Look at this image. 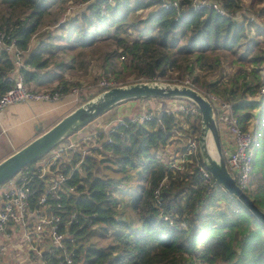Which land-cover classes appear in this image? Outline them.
<instances>
[{
	"label": "trees",
	"instance_id": "16d2710c",
	"mask_svg": "<svg viewBox=\"0 0 264 264\" xmlns=\"http://www.w3.org/2000/svg\"><path fill=\"white\" fill-rule=\"evenodd\" d=\"M63 1L0 0V9L8 14L0 23V32L12 36L18 49L28 51L50 8ZM82 1L88 0H76L79 5ZM103 1L89 2L68 19L65 41L73 48H87L107 36L115 49L105 57L106 73H121L109 61L125 54L130 61L124 69L137 81L156 76L169 81L188 75L197 90L229 104L243 131H260L251 189L245 194L264 212V98L259 94L264 85V0H213L226 16L202 9L188 11L178 20L174 9H159L156 2L144 0L135 4L117 0L114 6L107 5L102 16ZM190 1L181 0V5ZM149 8L153 10L143 20L128 23V15ZM238 12L242 20L235 22L232 16ZM121 27L124 31L135 28L142 40L130 42L121 36L126 34L120 33ZM47 45L41 41L18 69L29 87L41 89L47 84L45 79L50 76L44 71L51 59ZM57 47L63 50L67 46ZM223 61L235 67L231 75L222 72ZM57 66L63 68L64 64ZM14 70L11 57L0 49V94L12 87ZM216 71L219 77L214 81L202 75ZM55 76V83L49 79L55 87L47 91L66 94L70 84L62 75ZM256 111L259 116L255 123ZM157 120L145 124L127 121L108 134L96 135L94 142L101 148H90V154L73 172L70 183L77 187V195L62 199L60 214L63 221L75 214L68 229L74 264H195L196 260L206 264H264V227L221 187L209 191L203 185L196 165V160L203 164L199 153L182 170L164 169L158 150L177 142L172 140L177 129L198 134L200 116L184 124L187 128L180 126L173 114L161 113ZM80 157V153L72 156L73 167ZM103 163L107 165L102 168L118 176H97ZM164 179L158 197L163 208L158 211L154 191ZM161 216H169L172 225ZM103 240L109 241L108 245L101 246Z\"/></svg>",
	"mask_w": 264,
	"mask_h": 264
},
{
	"label": "built area",
	"instance_id": "2783aa9c",
	"mask_svg": "<svg viewBox=\"0 0 264 264\" xmlns=\"http://www.w3.org/2000/svg\"><path fill=\"white\" fill-rule=\"evenodd\" d=\"M92 1L94 0L82 1L81 4L87 5ZM115 1L117 0H104L102 2L100 7L102 16L105 15L107 5L114 6ZM129 1L135 4L143 0ZM144 1L156 2L159 9H174L177 12L176 20L182 18V15L187 14L188 11H198L202 9H208L220 16H226V12L221 8L220 4L213 0H191L188 5L183 6L181 5V0ZM244 13L246 14L245 11ZM241 14V12L235 13L232 16L233 21H241ZM247 17L250 21L253 20L252 16L248 15ZM0 49L7 52L14 62L16 69L22 66L23 54L27 51L18 49L13 37L6 32H0ZM119 59L123 62L125 56H120ZM123 63L127 65L125 62ZM12 80V87L0 94V113L10 106L25 102L52 104L66 99L76 104L82 97H87L86 94L91 88L72 89L71 92L61 94V92L33 89L24 83L21 74L15 78L12 77ZM157 80H160V78H153L148 81ZM172 83L183 84L195 88L189 76L175 78ZM98 85L97 87L102 89L116 86L115 82L106 79H103ZM259 94L264 98V85L261 87ZM206 97L214 107L218 126L222 125L232 137L233 148L230 151H224L223 156L236 185L245 193V190L249 191L251 189L253 162L255 159L256 144L258 142L257 135L255 132L253 134L250 130L243 131L240 128L239 120L233 113L229 104L211 94H207ZM173 100L179 102L176 109L163 111L160 112V114L166 113L168 115L173 114L175 117L188 116L192 118L200 116L197 107L190 101L181 99ZM160 114L153 110H147L134 118L119 119L113 126H110L105 133L108 134V132L114 131L119 125H127V121L138 124L152 122L153 120H157ZM160 129H163L161 124ZM173 133L172 140L177 141V144L180 145L179 150L171 153L166 161L161 159L166 171L173 169L182 170L184 164L191 162V158L197 157L198 154L197 138L191 137L187 133H182L178 129ZM72 136L56 146L53 149L54 153L40 161L38 160V164L36 162L31 169L19 172L0 187V234L6 235L11 229L17 228V226L22 227L25 244L31 246V250L34 252V260H39L42 264H74V247L70 248V246H68V243H73V240L68 233V229L72 223V219H75V214H72L71 219L68 221H63V217L60 214L63 212L61 201L63 198L67 199L77 195V187L71 184L70 181L73 172L79 169L82 158L89 154L88 150L90 148L82 154L75 151V143L71 139ZM107 141L111 142L110 139H107ZM182 148H184V150H182ZM77 153H80L81 157L77 165L73 167L71 159L72 156ZM158 153L161 155L160 152ZM67 154L70 156L69 163H65ZM161 156L163 157V154ZM67 165L71 167L69 171L66 169ZM196 165L203 185L208 186L209 191L214 190L218 185L205 166L198 160H196ZM165 181L166 179H164L154 191L156 199L154 206L158 211H162L163 208L158 197ZM161 217L164 221H168L169 224L172 225V220L169 216ZM41 244L48 247L44 250L43 247L41 248ZM2 249L1 247V250Z\"/></svg>",
	"mask_w": 264,
	"mask_h": 264
},
{
	"label": "water",
	"instance_id": "95a60500",
	"mask_svg": "<svg viewBox=\"0 0 264 264\" xmlns=\"http://www.w3.org/2000/svg\"><path fill=\"white\" fill-rule=\"evenodd\" d=\"M141 99H181L193 103L200 114L198 153L215 183L236 198L264 227V212L236 185L220 143L216 113L204 93L196 88L165 81H138L103 90L82 102L49 129L0 161V187L23 168L35 164L68 137L110 109ZM192 130L190 134H192ZM211 146V148H210Z\"/></svg>",
	"mask_w": 264,
	"mask_h": 264
},
{
	"label": "rangeland",
	"instance_id": "374dc122",
	"mask_svg": "<svg viewBox=\"0 0 264 264\" xmlns=\"http://www.w3.org/2000/svg\"><path fill=\"white\" fill-rule=\"evenodd\" d=\"M87 5H82L80 3V5L76 2V0H64L63 2H59L56 5L54 4L51 8H50V12L49 14L46 16L43 24L40 26L38 32L36 33L35 37L31 40L30 44H29V49L27 52H25L23 54V60L27 57L28 53H30V51L32 52L36 46L43 41L44 44L48 43L49 45H47V51L51 52V59L49 61V67L47 68V70H45L44 72L49 73V76L47 79H45V81L47 82V84H45L44 86H42L41 89L39 88H34L33 89H37L40 91H47L48 89L51 90L52 88H54L55 86L51 84V81L49 82V79L55 83L56 82V77L55 74H60L63 76L64 80L67 81V84H70L68 89V92H71L72 89H85L87 87H91L90 91L86 94V98L82 97L80 101H78L76 104H72V106L70 107V109L75 108L77 105H79L80 103L92 98L93 96H95L96 94H98L101 90H103L102 88H99L97 86H99L98 84L103 80H112L113 82H115L116 86L122 85V84H128V83H134L135 81L138 82L136 80L135 77L131 76L128 74V72L125 71V65L123 62L127 63V65L129 64L130 61V57L128 55H125V60L122 62L120 61L119 57L118 59H114L112 58L109 63H112L113 68L117 71L120 72L124 70V72L117 74L116 76H113L109 73H106V70L104 69V60L106 55H108V53L110 54L111 50L115 49V43L113 41H111L110 39H107V36H102L100 37L93 46L87 47V48H73L71 45L72 43H68L65 41V36L67 35L66 33V28L68 26H66V22L68 21V19L70 17L73 16V14H77L79 11L82 10V8H84ZM153 10V8H149L147 10H143V11H139L136 12L134 15L130 14L127 17L128 23H133L135 24L136 22H139L141 20H143L147 14ZM8 16L7 12L4 11V9L1 7L0 9V23L2 22V20L4 18H6ZM261 22L264 24V19L261 20ZM138 29V28H137ZM113 32V31H111ZM122 32H126V34H122V37H127L128 40L130 42L133 41H139L142 40V37L140 35H138V33H136L135 28H127L126 31H124V28L121 27V31ZM50 36V37H49ZM57 46H67L65 48H63V50L61 49V47H57ZM71 46V47H70ZM119 53L121 50H118ZM122 54L120 53L118 56H121ZM67 64L69 67H58L57 64ZM222 69H223V73L227 74V75H231L233 70L235 69V67L230 65V62L227 61H223L222 62ZM53 74L52 76L50 74ZM128 74V76H127ZM202 75H204L207 79V81H214L219 77V72H204L202 73ZM174 76V75H173ZM188 76V75H187ZM190 77V76H189ZM156 79L160 78L159 76L154 77ZM191 78V77H190ZM169 81H165V82H170L172 83L173 79H169ZM171 80V81H170ZM142 81V80H141ZM157 81H164V80H157ZM47 87V88H46ZM101 89V90H100ZM158 100V99H157ZM137 104V103H135ZM147 107L149 108H159L158 103L156 101H152V102H148ZM130 106L133 107V104H130ZM138 105L136 107V110L133 112H129L128 114H125L126 116H130L132 118H134L135 116H139L138 114ZM263 108V107H262ZM111 114V112L109 113ZM138 114V115H136ZM108 116V115H107ZM107 116L105 117H97L99 119V121L90 123L88 125V129H95V131H91L92 132H96L94 135H91L89 137H83L82 135H79L80 131H77L76 133H74V136L71 137V139L73 140V142L75 143V148L74 150L77 152H80L81 154L83 152H86V150H88L89 148H101V144L100 143H95L94 142V136H96L97 134H100V132L102 134H106L105 131H107L110 126H113L116 122L112 123V119H107ZM110 116V115H109ZM179 118H181L183 123L187 122V117L185 116H179ZM117 120V119H116ZM193 118H190V121H192ZM107 121L108 124H107ZM87 128H85L83 130V132H88ZM250 131L253 132L254 134V130L251 128L249 129ZM43 131V130H42ZM259 134L256 133L257 138L258 135H260V131L258 130ZM40 133V132H39ZM191 137H198V134H190V132L188 133ZM38 136V134H36ZM224 136L222 134L221 137V141L222 143H224ZM52 153H54V150L51 151L48 155L42 157L40 160L44 159L45 157L51 155ZM88 154V153H87ZM90 154V153H89ZM160 154L163 156L165 154H169L168 152H160ZM99 159L105 158V155L102 156H97ZM165 158V156H164ZM164 158H161L163 161H166ZM39 160V161H40ZM70 156L69 154H67V160L65 161V163H69L70 161ZM38 161V162H39ZM37 162V164H38ZM106 163H103L101 168L106 166ZM109 170V169H108ZM111 171V170H109ZM97 176L100 177H107V176H118L115 173L111 172H107V170H105L104 168L101 169V171L99 170V172L96 173ZM245 192L247 193L248 190H245ZM96 240V239H95ZM109 241L107 240H103L101 241V246H106L108 245ZM28 252L30 251V249H28ZM195 264H206L203 262H199V260H196ZM210 264H221L215 261H211Z\"/></svg>",
	"mask_w": 264,
	"mask_h": 264
},
{
	"label": "crops",
	"instance_id": "0c3cea01",
	"mask_svg": "<svg viewBox=\"0 0 264 264\" xmlns=\"http://www.w3.org/2000/svg\"><path fill=\"white\" fill-rule=\"evenodd\" d=\"M66 66L69 67L67 64H64L63 68ZM19 74L20 73L18 72V69L15 68L11 77L15 78L19 76ZM152 101H156L159 108L156 109L147 107L146 104ZM178 103V101L173 99H141L128 101L110 109L100 117H105L108 115L106 120L112 119L111 122L114 123L119 119L132 118L130 116H126L125 114H128L131 111L134 112L137 105L139 107L138 114L140 115L147 110H153L159 114L163 111L175 110ZM72 104L73 103H71V100L65 99L61 102L52 104L41 102H25L6 108L3 112L0 113V161L36 138V134H38L41 130L46 131L63 116L71 112V110L74 109H70ZM130 104H133V107L130 106ZM110 112L111 114H109ZM258 112H255V123L258 122ZM190 118L192 117L187 118V122L190 121ZM177 120L180 122V126L188 124L187 122L183 123L181 118H179L178 116ZM96 121H99V119L96 118L90 123ZM108 122L109 121H107V124ZM90 123L79 130V135H82L83 137H89L96 133H90L91 131H95L94 128H87ZM186 125H184V128H186ZM85 128H87L88 130L87 133L83 132ZM218 129L222 152L226 150H232V137L230 136V134H228L227 130L222 125H219ZM222 134L225 139L224 143H222L221 141ZM179 145L180 144H177V142H172L164 149H159L158 152H161L162 150H164L163 153L168 152L169 154L164 155L165 158L164 156L162 157L166 160L171 153L177 152L179 150ZM40 246L41 248L43 247L44 250L48 247L42 244ZM1 247L3 248L2 250ZM27 248L30 249L29 252ZM33 257L34 252L33 250H31V246L29 244H25L24 242L22 227L17 226V228L11 229L6 235L0 234V264H42L41 261L34 260Z\"/></svg>",
	"mask_w": 264,
	"mask_h": 264
},
{
	"label": "bare ground",
	"instance_id": "6f19581e",
	"mask_svg": "<svg viewBox=\"0 0 264 264\" xmlns=\"http://www.w3.org/2000/svg\"><path fill=\"white\" fill-rule=\"evenodd\" d=\"M210 148H211V146H210Z\"/></svg>",
	"mask_w": 264,
	"mask_h": 264
}]
</instances>
